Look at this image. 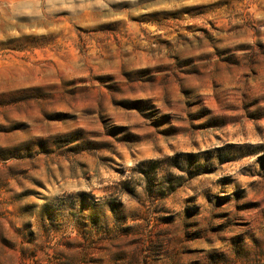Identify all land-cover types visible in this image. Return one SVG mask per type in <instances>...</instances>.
Returning a JSON list of instances; mask_svg holds the SVG:
<instances>
[{
  "label": "rangeland",
  "instance_id": "rangeland-1",
  "mask_svg": "<svg viewBox=\"0 0 264 264\" xmlns=\"http://www.w3.org/2000/svg\"><path fill=\"white\" fill-rule=\"evenodd\" d=\"M0 264H264V0H0Z\"/></svg>",
  "mask_w": 264,
  "mask_h": 264
}]
</instances>
